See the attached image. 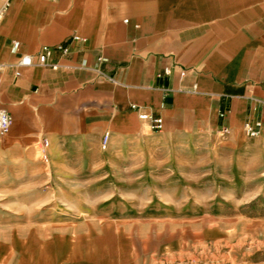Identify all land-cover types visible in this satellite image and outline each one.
<instances>
[{
	"label": "crops",
	"instance_id": "crops-1",
	"mask_svg": "<svg viewBox=\"0 0 264 264\" xmlns=\"http://www.w3.org/2000/svg\"><path fill=\"white\" fill-rule=\"evenodd\" d=\"M0 108L13 117L5 143L48 139L52 156L106 134L124 146L202 136L264 153V0H10ZM141 114L162 116L163 129ZM246 122H261L260 135Z\"/></svg>",
	"mask_w": 264,
	"mask_h": 264
},
{
	"label": "rangeland",
	"instance_id": "rangeland-1",
	"mask_svg": "<svg viewBox=\"0 0 264 264\" xmlns=\"http://www.w3.org/2000/svg\"><path fill=\"white\" fill-rule=\"evenodd\" d=\"M7 133L0 264H264L260 147L106 134L52 156L48 139L9 144Z\"/></svg>",
	"mask_w": 264,
	"mask_h": 264
},
{
	"label": "built area",
	"instance_id": "built-area-1",
	"mask_svg": "<svg viewBox=\"0 0 264 264\" xmlns=\"http://www.w3.org/2000/svg\"><path fill=\"white\" fill-rule=\"evenodd\" d=\"M10 5V0H0V22L3 20L7 9ZM126 21H128L126 19ZM52 53V49L49 46H44L43 53L39 56L40 63H46L47 59ZM21 65H32L34 64V60L30 55L22 56L20 62ZM140 117L142 119H148L150 123V127L153 130H162L164 127V119L162 116H149L148 114H141ZM13 124L12 115L3 108H0V135L6 133ZM261 122H257L256 124H252L250 122H246L244 124V129L250 136H258L260 135L259 126ZM222 132H228L229 128L227 126L222 127Z\"/></svg>",
	"mask_w": 264,
	"mask_h": 264
}]
</instances>
